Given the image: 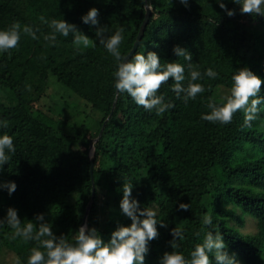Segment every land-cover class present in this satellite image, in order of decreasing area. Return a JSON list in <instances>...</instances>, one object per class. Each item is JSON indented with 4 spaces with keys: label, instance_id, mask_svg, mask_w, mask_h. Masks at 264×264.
Listing matches in <instances>:
<instances>
[{
    "label": "trees",
    "instance_id": "1",
    "mask_svg": "<svg viewBox=\"0 0 264 264\" xmlns=\"http://www.w3.org/2000/svg\"><path fill=\"white\" fill-rule=\"evenodd\" d=\"M146 2L151 14L135 52L151 50L161 63H185L171 51L180 45L193 54L194 67L202 74L207 67L218 73L215 79L205 76L198 81L205 92L187 104L171 92L170 78L158 94L174 107L162 115L145 111L126 94H116L115 61L95 41L97 26L80 20L96 7L99 26L106 27L107 34L123 29L120 51L126 56L143 21L145 0H0V29L13 21L39 29L37 39L22 34L10 54H0V120L8 124L0 132L12 135L16 146L0 180L17 185L11 196L0 191V217L9 206L18 210L22 223L42 212L56 235L55 220L67 221L71 231L66 239H71L89 204L85 224L107 240L117 222L130 223L120 213L119 200L123 184L131 183L141 207L156 208L157 218L166 224L157 226L159 236L149 243L145 264H156L171 250L169 229L176 226L184 234L177 250L186 257L204 232L214 229L222 233L231 254L244 263L258 261L264 242V119L249 128L241 127V111L223 125L203 121L200 115L209 111L210 100L220 102L222 82L230 86L234 69L246 66L264 78V17L241 14L237 5L228 3L236 10L229 17L215 0H189L188 8L178 0ZM41 17L74 23L97 44L90 41L88 47L77 48L70 33L57 34L50 46L43 35L51 30ZM50 75L89 104L90 112L70 104L48 111L47 106H35L46 97ZM261 89L264 95V83ZM258 115L264 118V111ZM101 128L90 171L88 146ZM180 201L188 203L189 210H177ZM238 209L243 217L255 219V233H244L233 224L236 218L241 221ZM205 212L213 220L207 227L201 224ZM11 232L0 227V250L8 249L24 262L35 242L12 239ZM210 261L215 264L211 254Z\"/></svg>",
    "mask_w": 264,
    "mask_h": 264
},
{
    "label": "clouds",
    "instance_id": "2",
    "mask_svg": "<svg viewBox=\"0 0 264 264\" xmlns=\"http://www.w3.org/2000/svg\"><path fill=\"white\" fill-rule=\"evenodd\" d=\"M178 2L185 8L189 7V0ZM228 3L237 5L241 14L264 17V0H215V4L224 14L231 17L235 15L236 10L229 8ZM98 15L99 10L91 7L80 16V20L86 25L97 26L95 41H98L115 61L112 79L116 94H126L145 111L162 115L174 107L171 101L165 100L163 93L158 94V89L170 78L171 92L177 99L187 104L189 100H195L197 94L205 92L204 84L198 81L205 76L210 79L218 77L217 71L212 67L205 68L202 74L194 67L193 54L180 45H173L171 51L175 57H182L185 63L175 60L161 63L158 53L151 50L122 55L120 45L124 39L123 29L118 28L107 34L106 27L99 26ZM41 21L46 22L51 30L43 35V39L50 46L55 44L57 34L68 37L70 33L73 36L72 43L77 48L88 47L90 41L93 46L97 44L78 30L74 23L65 19L52 18L44 21L41 17ZM38 31L39 29H34L32 25L22 26L18 21H13L0 29V54H10L9 50L18 46L22 34L37 39ZM230 81V87L220 97V102L210 100L207 103L209 111L201 113L200 119L221 125L229 124L233 115L241 111L243 113L241 127L250 128L253 121L264 119L258 115L264 111V95H261L264 78L245 66L234 69ZM25 88L30 90L29 85H25ZM7 127V121L0 120V128ZM13 141L14 137L8 132H0V171L4 170V165L8 164L16 153ZM16 187L14 180H0V191H6L9 196ZM132 189L133 184L124 183L119 200L120 213L127 217L130 223L125 225L117 222L107 240L102 238L97 228L87 224L80 225L71 239H66L62 233L56 235L52 231V224L45 219L44 213H36L33 219L22 223L18 210L12 206L7 207L5 215L0 217V227L7 226L12 229V239L20 238L25 242H35L24 262L19 256H15L12 264H145L149 243L159 236L157 226L166 227V224L157 218L156 208L141 207L140 202L132 195ZM177 210H189L188 203L178 202ZM201 224L205 227L212 225L211 214L203 213ZM169 233L171 239L167 244L171 250H165L157 258L156 264H211L210 254L215 264H240L236 254H229L227 251V245L219 231L214 229L205 231L201 242L194 244L187 257L177 250L180 247L179 241L184 239L183 229L179 226L172 227Z\"/></svg>",
    "mask_w": 264,
    "mask_h": 264
},
{
    "label": "rangeland",
    "instance_id": "3",
    "mask_svg": "<svg viewBox=\"0 0 264 264\" xmlns=\"http://www.w3.org/2000/svg\"><path fill=\"white\" fill-rule=\"evenodd\" d=\"M48 80H49V82H48V86L46 89V97L44 100H41L40 103H36L35 106H37V107L47 106L48 107L47 111H48V109H51V108H54V110H57L56 107H58V106L70 104L71 106L72 105L77 106L81 111H86L87 113L90 112L91 106L89 104H86L84 101L80 100V98L78 99L77 97H75L74 94H72V92L68 88H66L62 83H60L56 78H54L53 76L50 75ZM222 85H223V87H221V89H220L221 96L224 95L230 87L228 85L227 81L222 82ZM84 93H85V91L82 90L81 95L83 96ZM90 127L92 129H94L95 131L97 129V125H94L93 122H92V125ZM94 130H92V131H94ZM101 130H102V128L98 132V135H100ZM91 139H95V137H93ZM88 152H89V155H90V153H94V148H92V147L90 148L88 146ZM240 213L241 212L239 209L237 211H235L236 215L242 216ZM232 221H233V224L235 226H237L239 230H242L244 233H255L256 232V227H257L256 221L250 215H244V217L242 216L240 222L237 220V218L232 220ZM66 222L60 218H57L55 220V224H54V228L58 231V234L60 235L62 233L65 238L67 237V235L71 231L69 229V226L66 224ZM229 254H231V253L229 252ZM15 256L16 255L14 252H12L8 249H1L0 250V264H12L13 257H15ZM236 258L240 261V264H264V242H263V245L261 247V253H260L258 261L244 263L239 259L238 256H236Z\"/></svg>",
    "mask_w": 264,
    "mask_h": 264
},
{
    "label": "water",
    "instance_id": "4",
    "mask_svg": "<svg viewBox=\"0 0 264 264\" xmlns=\"http://www.w3.org/2000/svg\"><path fill=\"white\" fill-rule=\"evenodd\" d=\"M150 14H151V7L150 8L148 7V4H147V2L145 0V15H144L143 21H142L141 26L139 28V31H138V33L136 35V39L133 42V45H132L131 49L129 50V52L126 55H129V54L133 53L136 50V48L138 46V43H139V40L141 39V36L143 35L144 29L146 27V24H147V22L149 20ZM111 112H112V109L110 111V114H111ZM98 137H99V135H98ZM98 137H96L95 139H91L90 140V143H89V147L90 148L91 147L94 148L93 144L97 140ZM89 162H90V171H92L93 153H90V155H89ZM92 196H93V189H92ZM90 201H91V199H90ZM88 208H89V204L86 207V211H85V213L83 215V219H82L81 225L85 224Z\"/></svg>",
    "mask_w": 264,
    "mask_h": 264
}]
</instances>
